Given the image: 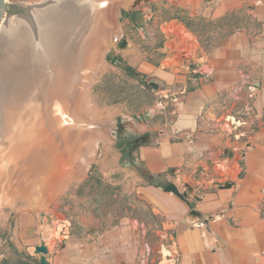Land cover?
<instances>
[{
	"label": "crops",
	"instance_id": "crops-1",
	"mask_svg": "<svg viewBox=\"0 0 264 264\" xmlns=\"http://www.w3.org/2000/svg\"><path fill=\"white\" fill-rule=\"evenodd\" d=\"M227 12L237 24L219 36L163 21V57L138 63L163 99L124 120L90 172L131 211L99 192L103 207L0 213V264L20 252L38 260L40 238L49 264H264V0H218L207 16ZM168 182L193 192L183 201ZM191 209L215 218L198 226Z\"/></svg>",
	"mask_w": 264,
	"mask_h": 264
},
{
	"label": "rangeland",
	"instance_id": "rangeland-1",
	"mask_svg": "<svg viewBox=\"0 0 264 264\" xmlns=\"http://www.w3.org/2000/svg\"><path fill=\"white\" fill-rule=\"evenodd\" d=\"M6 1L10 4L7 12L2 13L0 21L6 19L9 26H14L18 20L16 13L20 8L17 4L34 5L42 0ZM107 1L113 6L114 16L111 23L104 24V27H109H105V30L110 34L108 36L106 32L99 35L86 48V39L91 37L90 28L96 25L91 20L87 25L88 30L79 37L71 74V85L77 95L71 103L58 100L63 104L61 103L62 109H59L61 116L56 125L57 136H48L49 141L45 146H34V142H30V147L25 149L6 147L3 144L7 139L5 133L0 136L2 214L12 216L17 209L23 207L48 212L62 211L64 208L72 210L77 206L103 207L102 201L96 199L99 192L106 196V207L109 209L115 212L131 211L127 196H112L110 201L109 195H113L115 190L103 185L101 177L90 172L99 162L104 144L111 142L108 145L110 148L117 146L120 141L119 124L127 118L143 120L141 111L132 109L140 100L138 89L147 85L145 78L136 74H140L137 70L138 63L141 60L155 61L159 58L161 48L156 45L163 37L159 30L163 21L178 19L184 25L188 21L191 26L189 29L202 36H211L216 30L218 36L225 34L237 24L235 12H227L218 19L207 16L214 10L218 0H150L141 2L134 8V0ZM90 2L91 0L87 4L93 5ZM95 5L91 10L92 14L101 9L98 2ZM175 9L179 10L177 15L183 20L170 18ZM128 10L131 12L128 13ZM83 25L84 23L76 24L69 30L65 41H72L74 32L77 34ZM122 38L127 40L125 48H119ZM83 55L87 56L84 61L81 59ZM110 56L118 57L121 59L120 63L132 66L135 70L133 75L142 81L127 78L119 67L110 64L107 58ZM85 73H88L87 77ZM116 164H122L120 158ZM86 173L88 182L85 183L83 178Z\"/></svg>",
	"mask_w": 264,
	"mask_h": 264
},
{
	"label": "bare ground",
	"instance_id": "bare-ground-1",
	"mask_svg": "<svg viewBox=\"0 0 264 264\" xmlns=\"http://www.w3.org/2000/svg\"><path fill=\"white\" fill-rule=\"evenodd\" d=\"M88 1L45 0L30 10L27 18L18 19L0 34V136L5 133L6 147L25 149L30 142L42 147L48 136H57L62 109L58 100L71 103L77 95L71 74L79 37L91 20L96 23L86 39L88 48L94 38L109 33L104 24L114 17L107 0H91V6ZM97 2L101 9L92 14ZM83 23L73 40L66 42L67 32ZM81 57L84 61L87 56Z\"/></svg>",
	"mask_w": 264,
	"mask_h": 264
},
{
	"label": "water",
	"instance_id": "water-1",
	"mask_svg": "<svg viewBox=\"0 0 264 264\" xmlns=\"http://www.w3.org/2000/svg\"><path fill=\"white\" fill-rule=\"evenodd\" d=\"M45 0H42L40 3H42ZM150 0H134V2L132 3V8H134L135 6H137V4L141 3V2H148ZM40 3L34 4V5H23V4H17L21 9L22 12H18L16 13V17L17 19H25L28 17L29 15V11L32 10L33 8H36L37 5H39ZM10 3L7 2L6 0H0V18L3 12H7V7ZM131 10H128V13H130ZM7 26H9V24L7 23L6 19H2L0 21V34L2 33V31L4 30V28H6ZM127 46V40L125 38H122L119 42V48H125ZM137 75L144 77L147 85L152 88L153 90L161 93L162 90L158 84V82L156 81V79L154 77H150V76H143L142 74H138ZM120 126V124H119ZM121 130V129H120ZM225 185H229V183H226ZM183 190H180L173 182H168V184H166L163 187L164 191L167 192H171L174 195H176L178 198H180L183 201H186L187 195L188 193H192L193 189L191 188L190 185L188 184H184L183 185ZM195 199H198L197 196H194ZM187 220L191 223H196L198 226L200 225H207L209 223V221H213L215 218V215H210L208 217L203 216L202 214H200L198 211H196L195 209H191L187 216H186ZM48 253V247L45 244L44 239L40 238L39 240V244L35 245L33 247V254L38 256V264H49L47 259H46V255Z\"/></svg>",
	"mask_w": 264,
	"mask_h": 264
},
{
	"label": "trees",
	"instance_id": "trees-1",
	"mask_svg": "<svg viewBox=\"0 0 264 264\" xmlns=\"http://www.w3.org/2000/svg\"><path fill=\"white\" fill-rule=\"evenodd\" d=\"M178 11H179L178 9H175L173 15H171L170 18H180L181 20H183L181 17H179L177 15ZM185 25L188 28H191V26L189 25L188 21L185 22ZM163 41H164V37L160 38V40L158 41V44L156 45V47L157 48H162ZM162 57H163V53L160 52L159 53V58H157L155 61H149V62H151L153 64H158V62L161 60ZM107 58L110 61V64L113 65V66L119 67L123 71L124 75L127 78H131V79H134V80L142 81L141 78L136 77V76L133 75L135 70H134V68L132 66L128 65L127 63H120L121 59H119L118 57L110 56V57H107ZM140 87L141 88L138 89V91H139L138 95L140 96V100L132 108L134 111H139L143 107L150 106V105H152L154 103H157V102H159V101H161L163 99V97L155 96V92L152 91V89L149 88L147 85L144 84V86H140ZM157 117H159V116H157ZM86 182H88V180H86L85 183ZM13 264H38V261H37V259L34 256H31L28 253L20 252V253L17 254L16 261Z\"/></svg>",
	"mask_w": 264,
	"mask_h": 264
},
{
	"label": "flooded vegetation",
	"instance_id": "flooded-vegetation-1",
	"mask_svg": "<svg viewBox=\"0 0 264 264\" xmlns=\"http://www.w3.org/2000/svg\"><path fill=\"white\" fill-rule=\"evenodd\" d=\"M9 7H10V6H9ZM11 7H12V6H11ZM18 10H19V12H20V11H22V9H21V8H18ZM17 12H18V11H17Z\"/></svg>",
	"mask_w": 264,
	"mask_h": 264
}]
</instances>
